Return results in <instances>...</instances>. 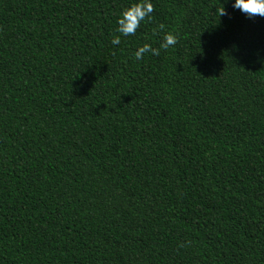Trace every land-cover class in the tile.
<instances>
[{
    "label": "trees",
    "instance_id": "16d2710c",
    "mask_svg": "<svg viewBox=\"0 0 264 264\" xmlns=\"http://www.w3.org/2000/svg\"><path fill=\"white\" fill-rule=\"evenodd\" d=\"M136 2L0 0V264H264V17Z\"/></svg>",
    "mask_w": 264,
    "mask_h": 264
},
{
    "label": "clouds",
    "instance_id": "9594fccd",
    "mask_svg": "<svg viewBox=\"0 0 264 264\" xmlns=\"http://www.w3.org/2000/svg\"><path fill=\"white\" fill-rule=\"evenodd\" d=\"M233 7L241 10L248 17L260 16L264 17V0H235ZM155 11L151 0H139V2L132 3L129 7H126L120 13L117 24V32L123 36L135 35L137 29L140 27L141 22L146 19H150L151 14ZM224 6L219 9V15H226ZM165 29L164 24H160L156 29H153V34H157L158 31ZM114 45L120 43V36H115L112 40ZM178 43L177 35L172 32H165L162 38V42L159 48H153L151 44L145 43L138 47L134 56L137 60L142 59L145 53H151L152 55H160V49L167 50L171 46H175ZM183 246V245H181Z\"/></svg>",
    "mask_w": 264,
    "mask_h": 264
}]
</instances>
